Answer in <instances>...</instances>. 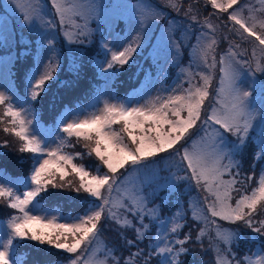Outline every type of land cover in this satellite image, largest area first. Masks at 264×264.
Returning a JSON list of instances; mask_svg holds the SVG:
<instances>
[{"label": "snow or ice", "instance_id": "1", "mask_svg": "<svg viewBox=\"0 0 264 264\" xmlns=\"http://www.w3.org/2000/svg\"><path fill=\"white\" fill-rule=\"evenodd\" d=\"M195 2L198 4L199 0ZM257 2L259 7L248 0L243 4L240 0H205L215 10L213 15L217 19H221L217 13L226 14L223 19L231 21L232 26L224 27L230 33L252 45L249 59L244 60L249 55L248 49H240V44L226 36L229 47L218 61L219 41L210 18L205 17L201 22L199 9L193 2L185 9L184 0H167V6L177 14L183 12L193 24L213 34L206 36L201 32L195 37L197 44L192 49L194 57L208 71L193 74L188 70L187 87L143 106L104 101L102 108L86 109L61 120L60 130L68 138L84 141L87 155H94L107 171H101L100 166L90 170L83 163H75L83 159V154L65 152L68 145L63 137L55 148L50 147L48 138L33 123L35 112L26 105L37 100L46 91L47 82L55 79L54 73L60 67L58 58L50 60L43 72L38 68L32 74L26 100L22 101L11 89L0 91V124L4 125L0 130L19 141L20 153L32 154L30 173L20 181L8 179L6 170L0 168V203L14 210L6 227L0 230V264H24L17 250L18 242L23 240L67 253L70 264H151L153 259L156 264H183L181 257L190 254L185 245L199 244L203 250L206 236L208 251L215 253L214 264H264V246L253 255H239L241 233L238 229L223 228L220 223H240L264 237V207H261L264 206V170L253 187L249 181L255 177L243 173L239 162L249 149L256 128L260 151L253 159L264 161V83L260 84L259 109L251 103L253 92L241 87L244 67L252 71L254 63L253 75L264 74V0ZM50 3L64 38L69 43H84L91 35L88 22L96 12L95 0H50ZM16 8L31 30L42 32L41 45L48 40L47 51L51 52L54 41L48 39L43 29L52 22H43L39 3L16 0ZM139 14L143 17L141 24L162 16L154 8H145ZM137 47L138 44H129L113 51L105 44L111 59L106 56L103 70L112 69L115 64H127ZM217 63L221 75L215 90L210 91ZM209 97L212 101L206 108ZM117 124L118 130L114 127ZM192 129L196 131L189 135ZM0 147H8L7 142ZM165 152L169 155L162 158L178 161V166L187 173L182 179L194 182L204 194L193 203L192 218L202 225L197 227L194 238L191 231L181 235L184 214L177 212L165 220L159 206L149 207L144 194L146 178L137 175L129 179L132 173L148 172L154 158ZM121 169L125 172L118 175ZM50 189L67 190L77 198L83 195L91 199L87 200L82 215L64 217L46 206L51 196L60 194ZM109 223L116 225L119 247L102 240ZM128 232H132L131 237ZM150 233L154 235L148 240Z\"/></svg>", "mask_w": 264, "mask_h": 264}, {"label": "rangeland", "instance_id": "2", "mask_svg": "<svg viewBox=\"0 0 264 264\" xmlns=\"http://www.w3.org/2000/svg\"><path fill=\"white\" fill-rule=\"evenodd\" d=\"M36 2L43 9V22H52L50 26L43 29V33L47 35L48 39L54 41L51 46L53 48L51 52L47 51L50 47L48 40H44L43 45H41V40L44 39L42 32L39 29L31 30L24 23L22 12L16 8V0H0V52L2 53L0 54V91L7 92L8 89H11L22 101L26 100L29 91L28 85L32 74L38 68L43 72L44 66L50 60L58 58L60 67L54 73L55 79L47 82L45 85L46 91L42 92L37 100L31 101L30 104L26 105L31 107L35 112V120L33 123L48 138L49 146L52 148H55L60 138L63 137L68 145L64 148L65 152L76 153L78 151L80 153H87L88 150L84 147V141L77 142L75 137L68 138L60 130L63 125L59 122L70 115L83 113L86 109L94 111L102 108L104 101L143 106L149 101L156 100L157 97L164 98L183 87H187L188 76L186 72L188 70H191L193 74L200 71H208L199 62L198 58L194 57L192 49L197 44L195 37L199 36L201 32L206 36L213 34L209 33L207 29H201L199 24H193L188 17L183 15V12L177 14V12L167 6V0H95L96 12L88 22V29L91 35L85 39L84 43H78V46L72 51L65 48L66 45L64 42H69L63 36V28L59 24L58 17L55 14L54 8L51 6L50 0H36ZM189 2H193V6L198 7V19L201 22L205 17H209L211 23L216 26L214 35L219 41L216 49L218 61L220 56L227 52L229 47V40L225 39L226 36L234 43L240 44V49L247 48L249 55L244 56L242 59H249L252 45L246 41L241 42L238 36L230 33L228 28L224 27L225 24L228 27L232 26L231 21L223 19L226 14L217 13L221 17V19H217L213 15L215 10L206 4L205 0H199L198 4L195 0H184L183 7L185 9L188 7ZM240 3H245V0H240ZM248 3L255 4L256 7H259L257 0H248ZM145 8L157 9L162 13V16L154 22L152 19H148L145 23L141 24L140 21L143 17L139 14V11ZM247 14V12L244 13L245 16ZM80 23L83 24L84 21H80ZM170 25H172L171 28ZM34 36H38V38L34 40ZM99 37L100 41H98ZM81 39L84 38L82 37ZM5 40L6 42H3ZM95 42H97V48ZM105 44L113 51L122 50L123 47H127L129 44H138L139 47L132 54L127 64L123 66L115 64L112 69L105 71L103 69L106 68V64L104 63L106 56L107 59H111L110 54H107L105 51ZM240 49L234 48V51H240ZM97 51L99 55H93ZM29 52L34 57V62L26 72L25 68L30 61ZM89 53H93L92 55L95 56L94 61L91 60V62H88ZM149 59L152 60L153 64L150 63ZM148 65L150 67L144 68ZM93 66L96 67L95 71H97V80L99 81H95V78L94 80L91 79ZM220 67V64L217 63L210 91H214L218 85L221 75ZM254 68V63L252 65V71L248 67L243 68L241 87L253 92L254 95L250 98L251 103L259 109L261 101L260 84L264 83V74L255 73L253 75ZM145 70L149 72L143 79V86L137 91H131L125 96L127 89L134 87L138 83ZM23 72L25 74L23 79H25L26 87L21 90L16 76L20 74L21 77ZM196 80L202 84L198 76H196ZM253 80L256 81L255 85L253 84ZM91 88L92 92L87 99L82 98L85 100H77L71 104V107L68 106L74 97H84V91H90ZM211 101L212 97H209V100L205 102L206 108ZM65 107L67 108L64 109ZM53 121L55 122L52 125L46 124V122ZM3 127L4 125L0 124V129ZM114 127L118 130L120 125L117 124ZM195 131L196 129L190 130L189 135ZM258 136L259 129L256 128L255 133L252 134V142L249 149L239 158L243 173L250 176H253L257 163L259 162V160H254L251 157L259 154ZM230 139L234 140L235 137H231ZM5 142H7L8 147H0V168L6 170L8 167L12 171H15L11 173L6 170L7 177L10 180L20 181L26 174L30 173L32 161L27 158V153H20L18 151L19 142L14 136L0 130V146ZM252 148L254 150L253 154H251ZM168 155L169 153L165 152L156 156L148 172L141 174L132 173L129 179H135L137 175L146 178L144 180V194L148 197L149 202H153L152 199L158 197V194L161 192L160 190L164 189V187H171L176 181L182 182L184 190L193 191L192 202L189 205L190 209L193 210L194 201L204 194L195 187L194 182L182 179L187 173L183 171L182 167L178 166V161L162 158ZM81 161H84L87 165L98 162L94 155L83 156L82 160H76L74 162L80 163ZM261 163L263 168L260 172L264 170V161H261ZM124 172L125 169H121L118 175H123ZM257 182L258 176L255 178V181L254 179L249 181V184L251 186L254 184L255 186ZM50 191L60 193L59 195L51 196L47 200L54 202L56 205L57 202L54 199L57 198L62 199V201L64 200L67 203V207L82 199H91L83 195L77 198L75 193L67 190L50 189ZM46 206L58 211L64 217L83 214V210L73 212L70 208L64 210L58 206H50L47 202ZM73 207L74 205H72ZM149 207L154 206L149 204ZM8 209L6 204L0 203V216L4 215ZM13 212L14 210L10 209L4 217H0V230L6 227V222ZM177 212L183 214L180 210ZM175 214L169 215L165 220L170 219ZM115 229L116 225L112 223L105 226L102 236L104 243L117 246L118 236ZM0 234H2V231H0ZM242 241L244 246H250L252 241H259V243L253 242V245H257L256 248L261 249L264 246V237H261L251 229L242 237ZM31 242L29 240L19 241L17 245L18 254L20 253L19 251L28 248L32 252H40L43 255V259L49 255V253L46 254V250H50L49 247L41 245L33 248L30 244ZM20 243H22L21 247ZM19 257L22 258V255L19 254ZM57 264H70V260L68 259V262L60 261Z\"/></svg>", "mask_w": 264, "mask_h": 264}, {"label": "trees", "instance_id": "3", "mask_svg": "<svg viewBox=\"0 0 264 264\" xmlns=\"http://www.w3.org/2000/svg\"><path fill=\"white\" fill-rule=\"evenodd\" d=\"M37 38H38V36H34L33 37L34 40H36ZM96 43L97 42H95V44ZM64 44L66 45L65 48L70 50V51H72L75 47L78 46V43H66V42H64ZM96 48H97V44H96ZM30 51H32V49H30ZM0 54H2V53L0 52ZM29 54H30V61H29L28 65H27V67L25 68V70L29 66H31L33 64V61H34V57L32 56L31 52H29ZM92 54L93 53H89L88 54L89 55L88 62L89 61L91 62V60L94 61V59H95L94 57L99 55L98 51L93 54L95 56H93ZM150 63L153 64L152 60H150ZM148 67H150V66L148 65V66H145L144 68H148ZM143 69H140V70H143ZM25 70H24V72H25ZM95 70H96V67L93 66V72H92V75H91V79L94 80V78H95V81H99V80H97L98 74H97V71H95ZM148 70H150V69H148ZM148 70L143 71L144 73L141 76L140 80L142 79V77L148 75V72H149ZM24 72L21 74V77H20V74L16 76V80L20 84V89L21 90L25 86V79H23L24 78ZM136 86H138V83L134 87H136ZM128 90H129V88L127 89V91ZM91 92H92V88H91L90 91H84V97L78 96V97H74V99L86 98L87 95L91 94ZM46 123H53V122H46ZM76 152H78V151H76ZM253 152H254V150L252 148L251 154H253ZM27 154H28L27 158L30 159L32 154H30V153H27ZM81 154H83V156H87L86 152L81 153ZM253 156H251V157L253 158ZM80 163H83L85 166L89 167L90 170H94L97 166H100V162L99 161L91 163V165H87L86 163H84V161H81ZM100 167H101V171H104V170L107 171L106 168H103L102 166H100ZM262 168H263V165H262L261 161L259 160V162L257 163L256 170H255V172L253 174V176L255 178L257 176H259L260 170ZM6 170L8 172H11V173L15 172V171H12L8 167L6 168ZM254 181H255V179H254ZM253 186H254V184H253ZM160 191L161 192L158 194V197H154L152 199L153 202L151 201V202H149V204H151L153 206H159L161 215H162V217L164 219L166 217H168L169 215L175 214L176 211L180 210L181 212H183V214L185 215V221H184L185 227H184L183 231L181 232V235L191 231V234H192V236L194 238L196 236V234H197V227L198 226H202V225H200L199 222L193 220V218H192V211L193 210L190 209V207H189L190 203L192 202L193 191L184 190L183 183L182 182H178V181L174 182V185H172L171 187L170 186H166V187H164V189H162ZM235 195H237V194L235 193L234 196ZM54 200L57 202V205L54 204V202H49V201H46V202L50 206H53V207H57L58 206V207H60V208H62L64 210L70 208V209H72L73 212H77L79 210H84V208L87 206V200H85V199H82L79 202H76L74 204H70L68 207L66 206L67 203L64 200L62 201V199H58V198L54 199ZM72 205H74L73 208H72ZM5 209H6V207H5ZM9 211H10V209L6 210L4 215L6 213H8ZM4 215H2L0 217H4ZM220 223H221V226L223 228H226V229H238L239 232L241 233V237H243L245 234H247V232H249V228L244 227L243 224H240V223H236V224H229L227 222H220ZM127 234H128L129 237L132 236V232H128ZM153 234L154 233H150L148 235L147 239L148 240L152 239L153 238ZM211 234L212 233H210V235ZM253 242H258L259 243V241H252L250 246H248V245L244 246L243 245V241L241 239V243H240L239 248H238V254L239 255H245V254L253 255V250L257 246L256 244L253 245ZM117 243H118L117 247H119L120 243H121L119 237H118V242ZM21 244L22 243H20V247L22 246ZM30 244H31V246H33V248L41 246L37 242H34V241H32ZM146 244H147V240H146ZM203 245H204V247H203V250H202L199 244H196L195 246H193L191 243L186 244L185 247L190 249V254L181 257V260L183 261V264H214V255H215V253L212 252V251H208L209 240H208L207 236L204 237V239H203ZM43 246L44 247H49L48 245H43ZM133 251H135V249H133ZM19 252H20L19 254L22 255V258L21 257L20 258L23 260L24 264H53V263L57 264V263H60V261L68 262V259H69V255L67 253L58 252L56 249H51V248H50L49 251L46 250V254L49 253V255H47L45 259H43V255L40 252H38V253L35 252V251L32 252L28 248L27 249L24 248V250L19 251ZM124 255L125 256L127 255V250H124ZM42 260H43V262H42ZM151 264H156L155 259L152 260Z\"/></svg>", "mask_w": 264, "mask_h": 264}]
</instances>
